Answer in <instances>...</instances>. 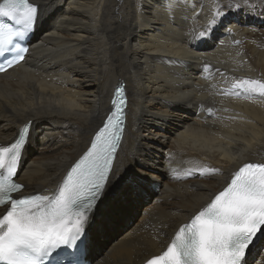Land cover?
Wrapping results in <instances>:
<instances>
[{"label": "bare ground", "instance_id": "6f19581e", "mask_svg": "<svg viewBox=\"0 0 264 264\" xmlns=\"http://www.w3.org/2000/svg\"><path fill=\"white\" fill-rule=\"evenodd\" d=\"M33 1L31 54L0 75V145L32 122L16 180L23 195L54 193L124 81L125 136L97 213L107 214L115 188L138 167L156 171L158 195L139 218L135 208L150 192L125 207L86 260L145 264L242 165L264 163V96L236 86L264 84V0ZM230 4V32L193 39ZM207 169L215 173L201 174Z\"/></svg>", "mask_w": 264, "mask_h": 264}, {"label": "snow or ice", "instance_id": "6c2138e0", "mask_svg": "<svg viewBox=\"0 0 264 264\" xmlns=\"http://www.w3.org/2000/svg\"><path fill=\"white\" fill-rule=\"evenodd\" d=\"M226 9L217 12L195 40H209L223 30L230 32ZM0 71L23 60L18 40L30 35L38 19L37 6L29 0H4L0 4ZM237 87L264 96V84L237 81ZM127 96L117 87L111 110L96 132L90 148L71 168L52 198L36 194L14 198L23 189L14 180L25 146V133L8 146H0V264H87L94 242L112 226L127 206L148 194L150 177L130 170L112 193L107 214L97 204L115 180L113 159L126 120ZM215 173V170H202ZM111 174V175H110ZM258 245L260 246L258 248ZM264 259V163H248L235 172L228 185L191 221L179 228L170 246L149 264H259Z\"/></svg>", "mask_w": 264, "mask_h": 264}, {"label": "rangeland", "instance_id": "374dc122", "mask_svg": "<svg viewBox=\"0 0 264 264\" xmlns=\"http://www.w3.org/2000/svg\"><path fill=\"white\" fill-rule=\"evenodd\" d=\"M66 1H68V0H64V3L66 2ZM61 7H63L64 8V5H63V3H62V5H61ZM257 15H258V13H257ZM257 15H255V16H257ZM252 16V15H251ZM143 134H146V132L145 133H143ZM159 159H160V157H159ZM142 169H140L139 167H138V169H136L137 171H140V172H142V173H144V174H146V175H148L149 177H150V180H151V182L152 183H154V177H153V175H154V173L156 172V171H152L153 169H151V168H146V167H141ZM146 168V169H145ZM146 172H150V173H146ZM156 182V181H155ZM118 187H116L115 189H117ZM160 188L162 189V186H160ZM149 192L151 193L150 195H149V200H147V201H141L139 204H138V207H136L135 209H136V217H140L141 215H142V212H143V210L147 207V206H150V203L155 199V197L158 195V194H156L154 191H152V189H150L149 190ZM102 211V210H101ZM100 211V212H101ZM99 212V213H100ZM136 220V219H135Z\"/></svg>", "mask_w": 264, "mask_h": 264}, {"label": "water", "instance_id": "95a60500", "mask_svg": "<svg viewBox=\"0 0 264 264\" xmlns=\"http://www.w3.org/2000/svg\"><path fill=\"white\" fill-rule=\"evenodd\" d=\"M116 160H117V159H116ZM116 160H115V163H116ZM115 163L112 165V173H113L114 168H115ZM110 175H111V174H110ZM104 195H105V193H104ZM102 199H103V198H102ZM102 199L98 202V204H97V209H98V207H99V205H100Z\"/></svg>", "mask_w": 264, "mask_h": 264}]
</instances>
